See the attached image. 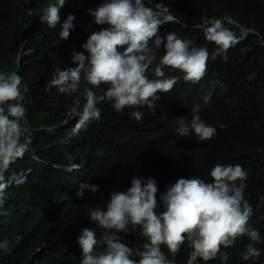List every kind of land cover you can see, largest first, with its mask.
Returning <instances> with one entry per match:
<instances>
[{"label": "trees", "instance_id": "obj_1", "mask_svg": "<svg viewBox=\"0 0 264 264\" xmlns=\"http://www.w3.org/2000/svg\"><path fill=\"white\" fill-rule=\"evenodd\" d=\"M102 2L67 0L60 9L61 23L73 14L75 29L68 40L60 41V24L52 29L40 21L49 0H0V71L17 72L27 88L22 103L27 109L26 135L32 141L5 174L30 169L23 184L6 189L0 205V242L7 240V247L0 249V264H80L77 237L83 228H93L99 237L103 230L88 213L103 207L112 191L126 190L133 176L155 178L158 193L182 177L210 182L208 173L215 164H240L247 172L244 197L253 213L248 223L260 234L255 247L261 256L242 259L252 243L244 236L231 247H221L215 259L197 257L194 264H264V0H146L179 21L162 25L161 38L175 32L211 54L217 46L205 39L200 26L222 19L237 43L227 50L226 59L210 58L197 82L184 81L179 70L166 68L167 75L180 79L169 92L158 93L154 110L138 109L143 113L139 122L130 116L137 109L116 112L104 101L98 105L101 118L74 133L76 110L84 104L82 92L64 95L48 89L54 69L71 66L73 49L83 51L91 31L106 27L92 24L88 15V9ZM106 87L94 91L101 95ZM197 105L201 119L216 128L210 140L175 134V118L190 120ZM73 164L79 170L69 172ZM82 182L99 185L100 190L77 198ZM129 228L125 242L142 249L147 238L139 226ZM161 250L172 264H191L187 241L175 253L163 244ZM222 254H227L226 261Z\"/></svg>", "mask_w": 264, "mask_h": 264}, {"label": "clouds", "instance_id": "obj_2", "mask_svg": "<svg viewBox=\"0 0 264 264\" xmlns=\"http://www.w3.org/2000/svg\"><path fill=\"white\" fill-rule=\"evenodd\" d=\"M66 3L49 0L40 16L49 28L60 24V41L68 40L75 29L73 14L61 23L59 13ZM88 15L93 17L92 24L106 27L91 31L81 45L83 51L73 49L71 66L54 69L48 89L55 88L64 95L82 92L84 104L76 110L79 119L74 133L101 118L98 105L104 101L111 102L116 112L137 109L130 116L139 122L143 113L138 109L146 106L154 110L158 93L169 92L178 83L180 77L167 75L166 68L179 70L184 81L197 82L205 75L210 58L226 59L227 50L237 43L222 19L200 26L205 39L217 46L211 54L207 47L193 46L175 32L161 38L158 30L162 25L179 21L171 12L148 6L146 0H103L88 9ZM82 84L86 86L82 88ZM101 85L107 87L98 95L94 89ZM26 91L17 72L0 71V205L6 189L13 183L23 184L30 172L5 175L10 165L29 151L32 142L26 135L27 109L22 103ZM199 111L197 105L190 120L175 118L178 137L195 136L198 142L214 137L216 128L202 120ZM67 170H79V165H70ZM208 175L210 182L198 176L182 177L159 193L155 178L133 176L126 190L112 191L103 207L89 210L88 219L103 231L98 237L93 228L81 230L77 237L80 264H172L161 245L175 253L185 241L191 245L193 259L208 261L215 259L221 247H231L244 236L252 243L246 246L242 259H259L261 250L255 244L261 237L248 223L253 213L244 197L247 172L240 164H215ZM99 190V185L82 182L76 196L83 198L85 191L95 194ZM130 225L139 226L147 238L142 249L125 242ZM5 247L7 240L0 242V249ZM222 259L226 261L227 254H222Z\"/></svg>", "mask_w": 264, "mask_h": 264}, {"label": "rangeland", "instance_id": "obj_3", "mask_svg": "<svg viewBox=\"0 0 264 264\" xmlns=\"http://www.w3.org/2000/svg\"><path fill=\"white\" fill-rule=\"evenodd\" d=\"M192 260H193V261H192ZM192 260H191L192 263H196V260H197V259H193V258H192Z\"/></svg>", "mask_w": 264, "mask_h": 264}, {"label": "water", "instance_id": "obj_4", "mask_svg": "<svg viewBox=\"0 0 264 264\" xmlns=\"http://www.w3.org/2000/svg\"><path fill=\"white\" fill-rule=\"evenodd\" d=\"M191 264H193V263L191 262Z\"/></svg>", "mask_w": 264, "mask_h": 264}, {"label": "bare ground", "instance_id": "obj_5", "mask_svg": "<svg viewBox=\"0 0 264 264\" xmlns=\"http://www.w3.org/2000/svg\"><path fill=\"white\" fill-rule=\"evenodd\" d=\"M193 261V260H192Z\"/></svg>", "mask_w": 264, "mask_h": 264}]
</instances>
